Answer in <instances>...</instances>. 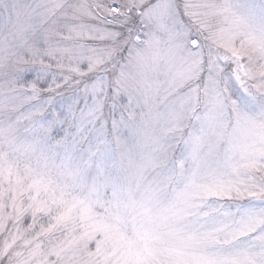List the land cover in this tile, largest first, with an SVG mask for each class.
<instances>
[{"label": "snow or ice", "instance_id": "6c2138e0", "mask_svg": "<svg viewBox=\"0 0 264 264\" xmlns=\"http://www.w3.org/2000/svg\"><path fill=\"white\" fill-rule=\"evenodd\" d=\"M0 264H264V0H0Z\"/></svg>", "mask_w": 264, "mask_h": 264}]
</instances>
